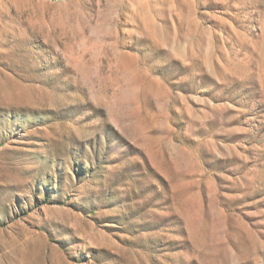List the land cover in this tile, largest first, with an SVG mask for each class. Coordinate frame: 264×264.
I'll use <instances>...</instances> for the list:
<instances>
[{"label":"rangeland","instance_id":"374dc122","mask_svg":"<svg viewBox=\"0 0 264 264\" xmlns=\"http://www.w3.org/2000/svg\"><path fill=\"white\" fill-rule=\"evenodd\" d=\"M0 264H264V0H0Z\"/></svg>","mask_w":264,"mask_h":264}]
</instances>
